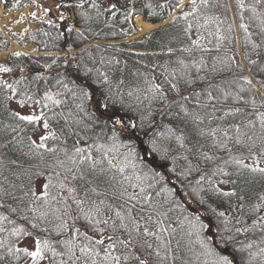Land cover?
<instances>
[{
    "label": "snow or ice",
    "instance_id": "obj_1",
    "mask_svg": "<svg viewBox=\"0 0 264 264\" xmlns=\"http://www.w3.org/2000/svg\"><path fill=\"white\" fill-rule=\"evenodd\" d=\"M84 3L77 0L76 6ZM234 4L239 23L228 15L232 8L229 0H174L159 5L179 10L171 22L184 21L182 32L187 43L179 49L167 48L168 54L179 55L174 67L163 66L166 75L162 83H156L154 75L145 76L146 91L136 88L127 92L138 105L147 100L149 109L153 101H162L161 114L179 122L176 127L164 125L163 132H144L151 136L146 147L137 145L136 130L138 126L145 128L151 111L148 117H139V125L121 116V109L131 107L124 101V80H119L114 90L108 72L100 67L83 66L85 77H94V84L107 86L98 102L106 119L91 136L88 133L99 121L86 111L85 101H91L94 93L89 85L81 86L76 80L65 82L60 73L56 86L70 94L74 103L79 101L75 112H52L49 117L43 110L30 114L8 111L14 121L42 125L46 131L38 141L28 137V151L23 153L37 158L38 163L12 172L13 179L3 175L6 165L0 156V209L8 213L0 211V264H19L22 259L24 264H175L172 241L177 228L166 221L177 209L181 211L176 217L178 226H188L182 237L187 235V248L196 264H264V191L255 192V202H247L242 194L248 185L261 183L264 187V0H234ZM91 7L99 9L95 0ZM110 7L115 9L116 5ZM133 12L135 9L129 8L125 20H130ZM79 15L88 19L86 11ZM60 19H64L63 14ZM237 28L243 33L242 59L233 51L239 44ZM75 31L83 37L82 32ZM89 58L95 63L90 53ZM99 63L120 62L101 56ZM12 71L0 64V73ZM26 79L23 75L12 82L0 79V90L10 93L4 99L19 95L22 108L28 103L41 105V109L67 103L58 98L61 91L50 89L36 99L29 94L28 85L21 89ZM34 79L48 80L39 74ZM169 93L175 96L169 99ZM58 118L64 120L67 135L75 137L71 146L64 129L59 135L51 130L50 120ZM23 131L19 123L3 124L0 132L15 135L0 148L21 145L24 138L19 133ZM49 141L58 143L50 146ZM157 158L160 163H156ZM178 161L184 163L179 171ZM8 163L17 165L16 160ZM157 168H167L175 179ZM193 173L198 174L194 181L189 179ZM221 185L232 187L224 190ZM178 190L189 197L187 204ZM162 193L163 202L155 199ZM211 196L229 199L225 210L208 205L215 217V232L212 222L202 219L203 213L188 207L193 203L206 205ZM233 197L238 203L230 202ZM15 214L24 223L10 218ZM250 232L259 233V239H236ZM23 237H33L31 249L17 246ZM221 245L224 250L231 246L233 256L237 252L242 255L230 258L220 250ZM180 248L181 242L176 240V250Z\"/></svg>",
    "mask_w": 264,
    "mask_h": 264
},
{
    "label": "trees",
    "instance_id": "obj_2",
    "mask_svg": "<svg viewBox=\"0 0 264 264\" xmlns=\"http://www.w3.org/2000/svg\"><path fill=\"white\" fill-rule=\"evenodd\" d=\"M34 2L35 0H17L16 9ZM55 2L57 5H63L58 9L61 14L64 15V19L58 21V19L47 12L45 13V19L39 22V27L30 30L27 34L26 39L28 42L35 45L36 54H26L21 56L9 54L6 59L0 60V64H4L13 69L10 73H0V79L12 82L13 80L20 79L21 75H23L27 79L22 83L21 89L23 90V85H28L27 90L29 94H34L36 99H39L45 90L50 89L53 92L61 91L62 96L58 98L67 100V103L59 106L53 107L50 104L49 109H51V111L49 109H41V105L33 106L31 103H28L22 108L18 103V100L20 99L19 95L12 100H5V95H10V93L7 90H0V128H2L3 124L15 125L16 123H19L20 127L24 129L23 132L19 133V135L24 138L21 145L9 144L6 148H0V156L3 157L6 165V167L2 169L3 175L8 176L10 179H13L12 172L32 168V166L38 163L37 158L33 156H25L23 153L28 151V137L38 141L39 136L45 134L46 130L43 129L42 125L34 126L27 122L14 121L8 115V111H20L22 114H30L33 111L38 113L40 110H43L49 117H51L52 112H64L67 114L69 111H76L75 103H79V101L74 103L70 94L63 93V90L56 86V79L61 78L57 75L58 73L65 77V82L76 80V83L81 86L89 85V90L94 93L91 101H85V109L90 113H94L93 119L98 120L99 124L95 125L93 131L88 133L89 136L93 135L94 132H98L100 126L103 125L106 119L103 110L98 109V102L103 99L102 92L107 86L94 84V77H85L83 74L84 65L92 68L100 67L102 71H107L112 80V87L114 90L117 82L121 79L124 80V85L122 86L124 101L126 105H131V107L121 109L119 114L124 116L126 120H133L139 125V117L141 115L148 117V112L149 110L151 111V116L148 117L145 122V128L140 129L139 126L137 127L136 132L138 139L136 140V143L138 146L146 147L147 140L151 138V136H145L144 132L152 133L154 130L156 132H163L164 125L170 124L173 127H176L179 123L173 117L161 114L164 107L162 101H153L151 108L149 109L147 100H144L142 104L138 105L134 96L128 97L127 92L136 88L146 91L147 84L145 83V75H148V73L149 77L152 75L156 76V83L163 82L164 76L166 75L163 66L167 64L169 69L174 67L173 62L175 61L176 55H179V52L171 55L168 54L167 48L171 47L173 49H179L187 43V39L183 36L182 32L184 21L178 20L175 23L170 21L166 25L142 35L137 40H132L130 42H112L115 40H121L134 31L132 19L125 20V15L129 8L135 9V12H133L132 15L138 14L145 20L156 23L165 20L173 12L170 8L165 7L162 9L159 5L165 4L166 2L171 4L174 0H95V3L99 5L98 10L91 7L92 0H85L82 7L76 6L77 0H55ZM229 3L232 4V8L228 15L236 18L237 23H239L238 17H235L236 9L234 0H229ZM112 4L116 5L115 9L110 7ZM10 5V0H4V7H10ZM149 5H151V7H149ZM81 11H86L88 13L87 20L79 15ZM113 13H115V15H113ZM153 13H155V15H153ZM178 13L179 11L176 15H178ZM247 14L248 13H246V15ZM49 21H51V23H49ZM70 28L74 30L70 32ZM75 29L82 32L83 37L78 36ZM252 30L257 31L255 28ZM237 32L240 36L241 51L244 56L243 33L242 30L237 28L236 36ZM113 33H115V35H113ZM193 38H195L194 35ZM2 39L3 34L0 31V40ZM97 45L99 47H97ZM1 48L2 45L0 44V49ZM71 51L73 52L70 53ZM233 51L240 56L237 45H234ZM89 53L91 54V57L94 58L95 63H93V59L89 58ZM101 56H103L105 60L114 57L120 63L100 65L99 61ZM65 60H67V63H65ZM53 61H55V63H53ZM151 62H153L155 66L160 65L159 69L161 75L157 76L154 73V70H152V67L149 65ZM45 65H51V67L46 68ZM21 69H23V72L20 71ZM245 71L247 74V69ZM138 73L144 75H139ZM38 74L41 77H47V82L43 79H34ZM69 87H72L70 83ZM262 91H264V89H262ZM168 95L169 99H172L175 96V93H169ZM5 105L7 108H5ZM50 124L51 130L56 131L58 135L60 134L61 129H64L65 138L67 139L69 146L74 143L75 137L67 135V129L64 128L65 122L63 119L58 118L56 120H50ZM81 134L83 135V132ZM12 135H15V133L0 132V145L11 140ZM141 140L144 141V145H140ZM163 142L168 143L166 140ZM55 143L58 142L49 141L50 146ZM88 143H91V140H89ZM172 146L174 148L176 147L174 143ZM45 158L48 159V156L46 155ZM11 160H16L17 165H9L8 162ZM156 163H160L158 158ZM183 166V161H178L177 171ZM157 170H162L167 173L169 179H175V176H172L167 172V168H157ZM197 176L198 174L193 173L189 179L194 181ZM19 182L20 181H17V183ZM23 182L27 183L26 180ZM221 187L224 188V190H228L232 185H221ZM239 187L244 186L238 185V188ZM158 189L159 186L156 190ZM156 190H153V192ZM257 191H264V187H262L261 183L248 185L245 188V192L242 194L246 196L247 202H255V192ZM178 195H180L182 201L187 204L189 197L183 196L181 190H178ZM248 198L251 199L249 200ZM155 199L163 202L164 194L162 193L160 197H155ZM207 199L208 203L206 205L200 206L193 203L188 205V207L196 212L203 213L204 215L202 216V219L205 223L212 222V231L215 232V217L209 211L208 205H211L217 210H225L229 206V199L217 196H211ZM230 202L232 204L238 203L235 197L231 198ZM8 203H12L14 207L16 206L15 202L11 200H9ZM0 211H4L5 214H8L6 209H0ZM177 216H181V211L179 209L169 213V220L166 221V224H170L172 227L177 228L175 239L172 241L174 254L177 257L175 264H188L190 261L192 264H196L192 254L187 248V235L185 234L182 237V232L186 233L188 226L185 224L183 229H181L176 220ZM10 218L16 219L18 223H24L18 219V214L11 215ZM25 226L31 231L29 225ZM206 234L210 233L206 232ZM21 239L18 240L17 246ZM236 239L245 242L249 239L258 240L259 233L250 232L244 235H239ZM176 240H180L181 242V248L179 250H176ZM220 250L223 251V254L229 255L230 258L239 259L240 255H242L237 252L236 255L233 256L234 249L231 246H229L227 250H224V246L221 245ZM19 264H24V260L22 259Z\"/></svg>",
    "mask_w": 264,
    "mask_h": 264
},
{
    "label": "rangeland",
    "instance_id": "obj_3",
    "mask_svg": "<svg viewBox=\"0 0 264 264\" xmlns=\"http://www.w3.org/2000/svg\"><path fill=\"white\" fill-rule=\"evenodd\" d=\"M14 4L15 3L12 2V5ZM0 8H1L0 9L1 14L3 15L0 16V29H2V31L6 33L5 36L7 37V38L5 37L6 43L4 45V49L3 51L0 52L1 58L5 57L6 50L17 52L19 49H22L27 54L36 51L35 46L33 44L26 42V36L28 30L37 26L38 20L43 19L45 14L44 9H48L49 10L48 12L56 19H58V21H60V16H61V12L57 8V4L55 0H36L34 4L27 5L25 6L24 9L21 8L20 10H14L12 7L5 9L3 8V3L0 2ZM33 12L36 13L35 17L31 15ZM21 17H23V19H21ZM135 25H137L136 22ZM8 32L13 35L15 40H12L7 36ZM130 37H134V36L130 34ZM18 40H21L22 41L21 43H24L25 47L22 48L21 46H19L17 43ZM149 65L152 67L151 69L154 70V73L157 76L161 75V71L159 69L160 65L155 66L153 62H151ZM145 76H149V73L148 75L146 74ZM18 244L19 247H28L29 249H31L33 247V238L25 237Z\"/></svg>",
    "mask_w": 264,
    "mask_h": 264
},
{
    "label": "bare ground",
    "instance_id": "obj_4",
    "mask_svg": "<svg viewBox=\"0 0 264 264\" xmlns=\"http://www.w3.org/2000/svg\"><path fill=\"white\" fill-rule=\"evenodd\" d=\"M0 9H1V8H0ZM23 9H24V8H23ZM0 16H3V15L1 14V11H0ZM135 22H136L137 26L141 29V32H146L147 30L153 28V26H152L150 23L145 22L144 20H142V19L140 18V16H136V17H135Z\"/></svg>",
    "mask_w": 264,
    "mask_h": 264
}]
</instances>
